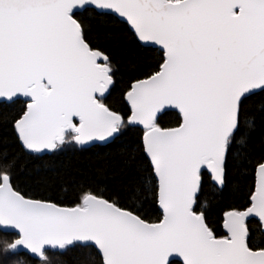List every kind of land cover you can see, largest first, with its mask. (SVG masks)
<instances>
[{
  "label": "snow or ice",
  "instance_id": "snow-or-ice-1",
  "mask_svg": "<svg viewBox=\"0 0 264 264\" xmlns=\"http://www.w3.org/2000/svg\"><path fill=\"white\" fill-rule=\"evenodd\" d=\"M5 127L0 264H264V0H0Z\"/></svg>",
  "mask_w": 264,
  "mask_h": 264
},
{
  "label": "trees",
  "instance_id": "trees-1",
  "mask_svg": "<svg viewBox=\"0 0 264 264\" xmlns=\"http://www.w3.org/2000/svg\"><path fill=\"white\" fill-rule=\"evenodd\" d=\"M131 55V53H127ZM13 111H15L13 109ZM0 136L4 137L9 144L12 143V134L8 128H0ZM77 156L74 154L73 150L69 149L59 157H44L41 160H32L25 158L21 162L22 168V179L26 182L29 177L36 175L37 171L42 179L47 180L50 183L54 182L56 191H60L61 179H68L69 177L65 175V172L74 174L76 168ZM57 172L61 174L60 177L57 176ZM70 191V189H69ZM61 195H65L61 192ZM72 254L63 259H70Z\"/></svg>",
  "mask_w": 264,
  "mask_h": 264
}]
</instances>
